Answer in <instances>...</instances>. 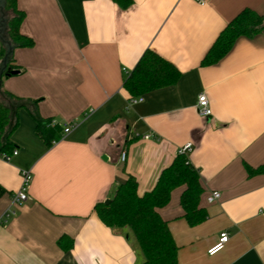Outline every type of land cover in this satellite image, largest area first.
Segmentation results:
<instances>
[{
  "label": "crops",
  "instance_id": "1",
  "mask_svg": "<svg viewBox=\"0 0 264 264\" xmlns=\"http://www.w3.org/2000/svg\"><path fill=\"white\" fill-rule=\"evenodd\" d=\"M199 1L132 0L121 9L112 0H17L25 13L20 32L34 45L14 50L19 73L4 78L2 89L38 100V118L75 126L47 147L30 112L18 111L10 136L17 154L0 155L8 192L0 198V264H140L131 230L106 227L93 207L112 196L117 177L133 176L139 195L150 191L186 144L207 219L188 225L183 187L158 210L178 264H264V173L246 172L264 163V30L201 65L223 27L244 8L264 15V0ZM146 49L181 77L129 105L123 82ZM200 93L208 118L197 112ZM24 172L27 199L16 204ZM211 191L220 198L207 203ZM221 232L229 241L208 255ZM61 236L71 242L67 250Z\"/></svg>",
  "mask_w": 264,
  "mask_h": 264
},
{
  "label": "trees",
  "instance_id": "2",
  "mask_svg": "<svg viewBox=\"0 0 264 264\" xmlns=\"http://www.w3.org/2000/svg\"><path fill=\"white\" fill-rule=\"evenodd\" d=\"M121 9H126L132 0H112ZM2 9L8 16L0 24V155L10 154L14 148L10 136L18 126V111L27 109L36 120V133L47 147L60 140L61 128L50 125L53 119H40L36 115L38 100L23 99L2 89L3 79L9 77L7 69L19 71L14 63L13 52L17 48H31L34 41L20 32L25 13L17 7V0H3ZM264 30V15L250 8L242 9L219 32L218 36L201 59L202 66L215 64L241 38H252ZM181 72L156 52L146 49L133 69L127 73L123 88L133 97L158 89L174 86ZM247 176L264 173V163L258 167L246 166ZM183 187L180 205L183 218L189 226H195L207 219V212L200 200L203 188L198 171L188 156L179 152L170 164L159 174L154 187L139 195L137 181L131 175L116 178V187L107 202H98L93 211L108 228L128 227L136 239L144 260L140 264H178L176 246L167 222L158 210L166 206L171 193ZM8 193L0 185V198ZM61 236L57 243L67 250L71 242Z\"/></svg>",
  "mask_w": 264,
  "mask_h": 264
},
{
  "label": "built area",
  "instance_id": "3",
  "mask_svg": "<svg viewBox=\"0 0 264 264\" xmlns=\"http://www.w3.org/2000/svg\"><path fill=\"white\" fill-rule=\"evenodd\" d=\"M199 2L201 4L203 3L202 0H200ZM137 101H139V102L142 101V98L141 97L130 98L128 101V104L131 105L132 103H135ZM196 108H197L198 114L201 117L208 118L211 115L209 102H208V99L204 93L198 94L197 102H196ZM56 124L59 127H61V129H62L61 137H64L68 133H70L72 128L75 126V124H71V123L70 124H67V123L62 124V123H59L55 120L51 121V123H50L51 126L56 125ZM144 137L148 138L149 136L145 135ZM190 150H191V144H186L180 152L187 154ZM16 154H17V151L15 149H13L10 154H2L1 157L4 160L8 161L11 156L16 155ZM125 157H126V154H125V152L122 151L120 153V156H119L120 161L124 162ZM30 178H31V176H30L29 172L23 173V184H22V187L20 188V190L13 197L14 203L20 204V203L26 201V199H27L26 188L28 186ZM219 198H220V193L218 191H211L209 193V195L206 197V202L212 203V202L218 200ZM229 239H230V237H229V234L227 232H221L219 237H218L217 242L208 249V251H207L208 255H214V254L218 253L226 245V243L229 241Z\"/></svg>",
  "mask_w": 264,
  "mask_h": 264
},
{
  "label": "rangeland",
  "instance_id": "4",
  "mask_svg": "<svg viewBox=\"0 0 264 264\" xmlns=\"http://www.w3.org/2000/svg\"><path fill=\"white\" fill-rule=\"evenodd\" d=\"M2 3H3V0H0V24L2 23L1 20L5 19L7 16H8V13L5 12L3 9H2Z\"/></svg>",
  "mask_w": 264,
  "mask_h": 264
},
{
  "label": "water",
  "instance_id": "5",
  "mask_svg": "<svg viewBox=\"0 0 264 264\" xmlns=\"http://www.w3.org/2000/svg\"><path fill=\"white\" fill-rule=\"evenodd\" d=\"M18 73H19V71H17V70L7 69V71H6V74H7L8 76L16 75V74H18ZM105 202H107V201H105Z\"/></svg>",
  "mask_w": 264,
  "mask_h": 264
}]
</instances>
